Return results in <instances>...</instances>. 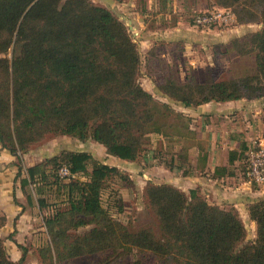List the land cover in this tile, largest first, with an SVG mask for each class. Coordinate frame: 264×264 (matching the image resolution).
<instances>
[{
    "label": "trees",
    "instance_id": "trees-1",
    "mask_svg": "<svg viewBox=\"0 0 264 264\" xmlns=\"http://www.w3.org/2000/svg\"><path fill=\"white\" fill-rule=\"evenodd\" d=\"M211 1L232 9L238 25H263L231 42L238 56L256 54L255 73L214 83L167 79L159 93L187 108L264 98V0ZM141 67L127 24L91 0H0V143L16 158L17 179L26 176L22 189L33 188L40 210L47 207L42 197L47 189L64 197L44 219L50 246L41 251L43 262L96 256L97 264H115L136 251L160 264H264V200L248 209L256 239L247 242L236 209L209 204L198 189L187 194L173 185L148 183L145 193L158 229L131 231L103 204L108 182L123 177L117 167L98 162L90 170L92 156L76 151L22 165V155L49 136L93 140L109 156L136 162L149 136L164 134L158 116L173 113L143 89ZM246 151L240 159L246 160ZM235 159L231 152L229 163ZM169 165L180 173L190 162L179 152ZM63 167L71 177H60ZM32 199L28 194L30 204ZM5 224L0 213V228ZM25 256L23 249L22 259L13 262L0 238V264H24Z\"/></svg>",
    "mask_w": 264,
    "mask_h": 264
},
{
    "label": "crops",
    "instance_id": "crops-1",
    "mask_svg": "<svg viewBox=\"0 0 264 264\" xmlns=\"http://www.w3.org/2000/svg\"><path fill=\"white\" fill-rule=\"evenodd\" d=\"M145 1L144 4L142 0L116 2L118 3L116 15L122 21L128 22L130 29L138 34L135 42L143 56L142 64L148 68L140 83L143 89L153 96L159 93V84L156 81L158 75L154 71V63L166 67L176 64L177 69L183 72L179 74V81H191V77L188 76L191 67L193 71L206 65L213 67L216 56L224 61L222 58L232 53L228 45L233 40L245 36L249 33L248 29L253 27V25H237L223 29L195 28L193 20L192 24L188 22L187 14L192 10L194 13L210 10L211 5L208 0ZM217 48H222L221 52L224 54L218 55L220 52H217ZM204 54L206 57H203ZM161 100L162 103L175 109L176 113H181L189 119L186 128L193 131L194 135L197 131V142L208 144L206 151H202L199 145L189 151L188 158L193 167L189 173L172 172L187 175L188 178L180 182L171 181L164 184L173 185L186 193L198 189L202 195L206 194L208 199L211 198V202L208 200L210 204L227 210L234 208L250 220L248 209L253 203L264 200V185H258V189L254 184L243 179L242 175L237 176V172L240 171L237 167L243 162L240 157L244 149L247 150L254 139L264 140L262 119L264 98L226 103L212 102L196 108H187L165 96ZM234 114L237 117L231 119L230 116ZM214 122L219 125L215 126ZM159 137L163 140L171 138L168 134H161ZM174 139L186 140V137L180 134ZM195 149L197 152L194 155L192 151ZM231 152L237 153V159L232 164L229 163ZM15 161V157L7 150H3L0 143V213L6 218V224L0 228V234H10L6 246L13 262L18 263L22 259L24 249L26 254L24 264H37L38 258L33 262L31 256L36 249L34 243H32L33 247L28 246L27 243L17 240L15 236L30 234L33 238L34 234H45L48 243L44 247L50 246V237L40 208L34 199L32 187L28 189L33 194L32 203L25 200V196L27 198L30 193L26 192L27 189L23 190L21 183L16 180L18 169L14 164ZM27 205L29 208H36L39 217L29 212ZM39 221L42 224H39Z\"/></svg>",
    "mask_w": 264,
    "mask_h": 264
},
{
    "label": "rangeland",
    "instance_id": "rangeland-1",
    "mask_svg": "<svg viewBox=\"0 0 264 264\" xmlns=\"http://www.w3.org/2000/svg\"><path fill=\"white\" fill-rule=\"evenodd\" d=\"M127 1V0H125ZM95 5L104 7L111 12H114L115 15L118 14V3L114 0H91ZM124 2V1H123ZM122 2V3H123ZM143 4L146 3L145 0H142ZM209 4L211 5L210 10L208 11H197L188 12V22L192 24L193 17L197 14H204L207 12H212L215 9H223L214 5V2L208 0ZM213 4V6H212ZM147 6V4H146ZM142 8V4H141ZM233 13L234 11L230 9ZM235 14V13H234ZM155 20V19H154ZM130 29L128 22L124 21ZM232 24L229 26H223L224 28H230L237 26V18L235 16V20L231 22ZM253 27L248 29L249 33H254L260 31L263 28L262 24H252ZM216 26L215 28H221ZM214 28V27H213ZM132 37L134 40L137 41L138 34L135 31L130 29ZM245 35V36H246ZM243 36V37H245ZM242 37V38H243ZM137 44V43H136ZM138 45V44H137ZM231 48V43L228 45ZM232 50V49H231ZM222 48H217V52H220L218 55L224 54L221 52ZM226 57H223L224 61H221L219 57L216 56L215 64L213 67L206 65L204 67H200V69H196L193 71L192 67L189 69V73L191 77V81L195 83H214L223 80H230L233 78H239L246 75H252L256 71V62H255V53L250 54L248 56H238L235 52L231 51ZM141 53V52H140ZM143 57V56H142ZM203 57H206L204 54ZM176 58L179 62L181 59L178 55ZM208 60V59H207ZM180 65V63H179ZM176 64H170L169 67L165 65H157L154 63V71L158 75V84H162L167 79H173L178 82L179 81V74L183 73L177 69ZM146 68L144 64L141 67V75L140 80L143 77V74H146ZM148 69V68H147ZM145 72V73H144ZM162 95L158 93L155 95V98L162 102ZM172 114L169 112H164L158 116L159 125L162 127L164 134H168L171 138L169 140H163L159 137L158 134H152L149 136V143L145 147V151L143 155L136 161V162H124L120 159H116L111 157L107 154L106 149L101 146L100 144L94 142L93 140H87L85 142H81L78 139L69 136H49L47 139L42 141L39 144L33 146L27 154L22 155V165L26 168L32 167L40 162L44 161L45 159L58 156L63 151H80L86 152L90 154L94 160V163H90L89 169L93 168L95 163H106L110 166L117 167L121 172L123 177H116L110 182H108V188L105 190L103 195V204L106 208L110 209L111 214L114 218L120 221L122 224L126 225L131 231H138L145 228H154L158 229V220L156 219L154 213L149 207L148 200L146 197V186L148 183L153 184H164L170 183L171 181H183L185 180L187 175L172 173L167 169L169 167L170 160L177 156L179 152L186 154L188 156L189 151L199 145L202 148V151H206L207 142L199 143L197 142L198 133L195 132L196 135L193 134V131L188 130L186 128L189 119L185 117L181 113H176L175 109H171ZM264 111V110H263ZM264 113V112H263ZM237 117L236 114L231 115L230 118ZM215 126L219 125L217 122H214ZM235 123V120H234ZM194 125V124H192ZM199 126V125H198ZM200 127V126H199ZM186 137V140L174 139V137H179V135ZM193 154L197 152V149L192 151ZM195 155V154H194ZM144 156H147L151 160V164L146 162ZM154 156L155 160L151 158ZM16 159V158H15ZM246 159V158H245ZM17 164V160L14 163ZM193 167L191 165L185 166L184 174L189 173ZM197 169H199L197 167ZM210 169V168H209ZM239 172H237V176L242 175L243 179L247 178V167H246V160H243L241 164L237 167ZM236 169V170H237ZM183 170V171H184ZM235 170V168L233 169ZM208 174V173H207ZM205 174V176L207 175ZM235 174V173H234ZM25 175H22L16 180L21 181ZM82 180H85L84 178ZM255 185V184H254ZM191 186V185H187ZM256 188L259 189L258 185H255ZM27 193H30L27 189ZM25 196V193H23ZM189 194V193H187ZM201 194V193H200ZM208 194V193H207ZM201 196L208 199L205 195ZM42 197L46 198L47 207L44 210H40L42 217L45 219L51 216L54 213L56 207L62 205V201L64 197H59L56 189L51 187L45 191V194ZM37 196L34 195V199L37 202ZM25 200L27 198L25 196ZM211 202V201H210ZM210 202H208L210 204ZM122 204V205H119ZM38 205V203H37ZM119 206H122V210L119 211ZM27 209L29 212L35 215H39L36 208H32L27 205ZM227 210V208H223ZM230 210V209H228ZM239 213V212H238ZM242 221L245 224L247 229V242H253L256 239V225H254L248 218L244 217L239 213ZM39 217V216H38ZM39 224H42L39 221ZM85 229H81L79 233H83ZM10 234H0V238L7 242ZM17 240L21 241L22 243H27L28 246L33 247L32 243H34L35 253L31 256L33 258V262H36L35 259H40L37 264H48V262H43L41 251L45 249L46 246L44 245L48 243L47 235L45 234H34L33 238H31L30 234H17L15 236ZM37 252V253H36ZM9 254V253H8ZM39 254V255H38ZM10 257V255H9ZM11 259V258H10ZM100 258L93 256L89 258H80L77 260H73L70 262H65L64 264H97ZM139 262L140 264H160L157 261L149 256H143L138 254L136 251L132 254L128 255L127 257L123 258L122 260H118L115 264H136Z\"/></svg>",
    "mask_w": 264,
    "mask_h": 264
},
{
    "label": "built area",
    "instance_id": "built-area-1",
    "mask_svg": "<svg viewBox=\"0 0 264 264\" xmlns=\"http://www.w3.org/2000/svg\"><path fill=\"white\" fill-rule=\"evenodd\" d=\"M235 20V14L230 9H215L212 12L197 14L193 17L195 28H212L231 25ZM247 178L255 185H264V140L254 139L246 151ZM62 178L71 177V172L67 167L59 171Z\"/></svg>",
    "mask_w": 264,
    "mask_h": 264
}]
</instances>
